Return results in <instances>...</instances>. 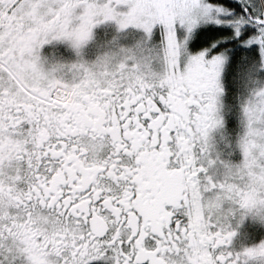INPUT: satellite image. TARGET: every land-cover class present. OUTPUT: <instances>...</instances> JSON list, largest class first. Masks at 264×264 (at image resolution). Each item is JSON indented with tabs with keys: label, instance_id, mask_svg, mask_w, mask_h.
I'll list each match as a JSON object with an SVG mask.
<instances>
[{
	"label": "snow or ice",
	"instance_id": "6c2138e0",
	"mask_svg": "<svg viewBox=\"0 0 264 264\" xmlns=\"http://www.w3.org/2000/svg\"><path fill=\"white\" fill-rule=\"evenodd\" d=\"M248 222L264 0H0V264H264Z\"/></svg>",
	"mask_w": 264,
	"mask_h": 264
},
{
	"label": "flooded vegetation",
	"instance_id": "af4514ba",
	"mask_svg": "<svg viewBox=\"0 0 264 264\" xmlns=\"http://www.w3.org/2000/svg\"><path fill=\"white\" fill-rule=\"evenodd\" d=\"M114 31L115 29L111 25L101 26L100 28L96 30L97 40L110 37L111 35L114 34ZM55 49L58 50L60 53H62L65 59L71 58L70 53L67 51V49L63 45H58L56 46ZM52 50H53L52 48L45 49V54H48ZM259 239H264V229L256 230L253 228L251 223L248 222V223H245L244 226L239 228V235L234 241V245L237 248H239L242 244L250 245L258 241Z\"/></svg>",
	"mask_w": 264,
	"mask_h": 264
},
{
	"label": "clouds",
	"instance_id": "9594fccd",
	"mask_svg": "<svg viewBox=\"0 0 264 264\" xmlns=\"http://www.w3.org/2000/svg\"><path fill=\"white\" fill-rule=\"evenodd\" d=\"M113 38V35H111L110 37L108 38H103V39H100V40H97V44L98 45H107V43ZM98 52H102L104 51L105 49L104 48H101V47H98ZM48 59L51 61V62H66L67 59L64 58L63 54L60 53L58 50H56L55 48L49 52L48 54H46Z\"/></svg>",
	"mask_w": 264,
	"mask_h": 264
}]
</instances>
